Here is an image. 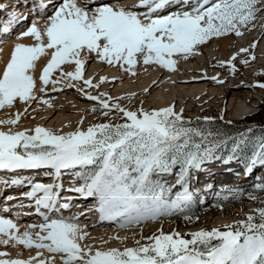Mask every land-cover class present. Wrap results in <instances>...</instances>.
Here are the masks:
<instances>
[{"label":"snow or ice","instance_id":"1","mask_svg":"<svg viewBox=\"0 0 264 264\" xmlns=\"http://www.w3.org/2000/svg\"><path fill=\"white\" fill-rule=\"evenodd\" d=\"M39 8L43 24L33 22L20 34L35 43H16L0 70V110L25 106L23 111L0 119V170H36L52 177L53 183L18 174L0 180L5 187L29 189L20 197H6L7 201L17 200L15 205L0 207V246L22 245L35 250V255L26 259L20 253L13 257L0 250V264H264V207L244 220L223 225L224 230L200 229L187 234L190 238L175 230L166 233L162 228L144 236L141 228L131 237L116 234L105 239L93 237L89 226L80 222L83 212L64 215L73 208L74 197H61V177L68 173L74 182L67 190L81 197H95V204L87 211L97 213L101 222L128 229L181 214L190 221L192 217L186 213L195 203V190L190 187L194 172L212 161L228 163L243 158L250 143L251 155L244 159L246 173L256 165L264 166V136L250 141L244 134L228 137L193 126L194 122L184 117V109L177 111L174 103L133 109L121 103L125 97L98 91L107 76L98 80L86 77V66L92 59L132 76L138 74V66L145 71L150 66L177 71L181 59L201 54L214 39L242 37L245 30L255 29L264 13V0H136L131 5L102 0H41ZM20 18L11 14L0 31L8 33L9 25ZM260 27L264 29V24ZM257 47L255 41L240 47L218 65L226 64L235 73L238 57L244 54L246 58L240 63L249 65L256 59L253 50ZM44 57L38 86L37 63ZM202 79L225 83L218 74H205ZM77 84L78 92L97 103L91 111H99L104 122L85 128L82 116L77 126L66 132L40 124L20 127L33 103L52 108L49 91H62L59 85L75 88ZM257 86L264 88V83ZM135 95L130 93L128 98ZM202 119L211 125L216 118ZM229 142L231 148L225 158L223 152ZM177 169L174 185L162 180L164 174ZM77 182L82 183L77 186ZM176 185L180 189L173 192ZM256 188L264 191V184ZM222 191L228 194L224 200L229 195L239 198V189L225 186ZM249 198L257 199L252 194ZM25 199L29 201L27 207L34 205L42 222L28 224L21 232L17 220L31 214L22 211ZM111 240L123 246H108Z\"/></svg>","mask_w":264,"mask_h":264},{"label":"bare ground","instance_id":"2","mask_svg":"<svg viewBox=\"0 0 264 264\" xmlns=\"http://www.w3.org/2000/svg\"><path fill=\"white\" fill-rule=\"evenodd\" d=\"M1 1L2 0H0V3ZM16 1H23L27 6L35 7L41 3V0ZM45 1L46 0H44V2ZM127 1L128 0H102V2H106L109 4L116 2L129 5L133 4ZM58 2L59 0H57V3ZM4 3H2V5L4 6V10L0 11V29L8 24L11 14L15 13L18 17H21V14L19 13L20 9H15L14 7H11L10 4L9 6L8 3ZM31 16V18H27L26 20L24 19L23 21H21L14 28H11L13 24L9 25L11 29L8 33L2 32L3 34L0 37V70H2L5 66L7 60L10 57V53L16 43H35V40L31 37L21 38L20 36V34L26 31L33 22H38L41 25L43 24V18H41L40 16V11L32 14ZM260 16L261 18L256 21L257 27L255 29L250 31L245 30L242 37L229 35L224 38L214 39L209 45L201 49V54L194 57H189L187 60L181 59L178 63L177 71L172 72L157 66H150L148 67V70L145 71L143 67L138 66V74L136 76H132L130 74L124 73L118 67H112L107 64L100 63L95 59H92L86 66V77L93 76L95 77V80H98L100 76H107L108 80L101 85L100 89L98 90L99 92H107L111 96L120 97L123 95H115V92L128 89V91L136 94L134 97L138 106L152 103L159 107H164V105L171 102V104L174 103L178 108L196 112L191 109L192 103L195 100L194 97L203 93L205 96L211 98L212 101H220L219 103L227 107L230 113L240 114L246 110L252 109V107L254 106L253 103L248 102L247 99L250 82L246 81V79H248L252 75L253 64L250 65L247 70H242V72L239 73L236 77H223L226 74H224V70L219 69V65L217 64V62L227 58V56L233 51V49L240 44H251L254 38H256L255 42H258V47L255 49L256 59L258 62H261L263 60L264 29H262L260 25L264 24V13H261ZM259 29L260 32H258ZM46 59V57L41 58L37 63L35 75L37 77L38 86L39 69L41 65L46 63ZM215 71H218L219 78L224 80L225 83L217 84L215 81L202 79L205 74L209 77L216 75ZM112 77H117V79L113 81ZM153 81H156V83L153 84ZM58 87H62L63 90L48 92V95L53 98L52 103L54 106L52 108H48L47 106L33 103L31 108L29 109L28 115L26 117H22L20 127L32 128L37 124H40L44 127L61 130L65 128H75L82 116L84 117V122L89 121L94 117L93 115L95 114L91 111V108L94 105L98 107V105L96 102L88 100L85 96L77 91V88L80 87L79 84H77L75 88H68L63 85H59ZM50 88L51 86L49 85V89ZM145 88H148L149 92H144L143 90ZM226 88L229 93L230 91H233L234 93H226ZM92 94H97V90H92ZM258 94L259 93L255 92L253 94V97H257ZM37 95L39 96L43 94L37 92ZM203 98L204 96L196 100L198 103H200ZM24 107L25 106L23 104H20L17 106V108L12 109L11 111L0 110V119L8 118L16 111H23ZM32 109H36V111L33 112ZM33 116L35 117L34 119L32 118ZM220 167L222 168H217V163L206 164L205 168L198 171L197 175H202L201 182H194L191 185V189H193L192 186H194L196 190L201 191V194H198L201 195L202 200L201 202H198V204H205L207 203V201L211 200L209 199L208 187L214 184V176H218L219 174H221L220 169L223 170V168H226V166L223 167L222 165ZM209 168L210 170H208ZM263 168L264 166H262L261 168V178H257V180H263ZM30 171L31 170H18L17 173H9L0 170V180L10 179L12 176L17 174L21 176H28L30 174ZM32 177L45 183V181L43 180L44 178H42V176H38V174H35ZM229 183L233 184L232 181H229ZM218 184H221V182H218ZM63 186L65 187L66 185ZM0 188H4V190L2 191L3 194L2 192H0V207H3L5 203L12 205V201L6 200L7 196L20 197L21 193L27 190V187L21 188L19 186L5 188L3 184H0ZM68 192V190L61 191V197H66L68 195ZM79 199V197L74 198V206L71 209L72 212L65 210L63 214L72 215L83 212L84 215L80 217V222L89 226L87 230L93 237H104L105 239H107L109 236L116 234H119L120 236L128 235L129 237L132 236L133 232H136L138 234V229L140 228V226H133L132 228L128 229H119L114 223L99 221V217L96 213L88 212L87 209L91 208L95 204V197L91 198L92 200H94L93 204L87 203L84 205H79L77 203ZM24 203H27L26 199L24 200ZM24 209H26L27 212L31 214L24 215L17 220L21 232L28 224L42 222V217L35 216V213L33 211H29V207L26 206ZM234 210L239 211V207L236 206ZM233 216H235V214L216 215L214 221L216 220V222H222L224 220L232 218ZM209 218L207 217L202 221H211ZM166 220L167 219L163 217L161 221L146 222L143 225H147L151 228L164 227L166 224ZM93 225H95V227H93ZM96 242L99 243V240L97 239ZM130 242L131 239L127 241V244H130ZM117 245H120L118 241L111 240L109 241L108 246L116 247ZM0 250L8 251L13 257H16L17 254L20 253L21 257L25 259L28 258L29 255H35V250L30 251L23 248L22 245L15 248L0 246Z\"/></svg>","mask_w":264,"mask_h":264},{"label":"rangeland","instance_id":"3","mask_svg":"<svg viewBox=\"0 0 264 264\" xmlns=\"http://www.w3.org/2000/svg\"><path fill=\"white\" fill-rule=\"evenodd\" d=\"M253 51L256 52L255 49ZM244 58L246 57L244 56V54H242V59ZM240 60L241 59H237V61L235 62L237 66V71L235 73H232L229 70V72L226 74L225 70L228 67V65H224L223 67L219 66V69L224 70V74H226L223 77H228V76L236 77L239 73L242 72V70L243 71L247 70L250 67V65L253 64V68L254 66L258 65L257 59H256V62L250 61L249 65L241 64ZM263 61H264V58H263ZM215 74L217 75L218 71H216ZM252 76L255 79H256V76H258V79H260V83H264V68L260 70V72H254L252 70V75L248 79H246V81L251 82L250 80ZM257 85L258 84L249 85L250 93L248 92V98H247L248 102L253 103L254 106L252 107V109L255 107H258V110L250 114L243 115L242 117H240L241 113L240 114L230 113L227 107L219 103L220 101H212L211 98L201 93L200 95L194 97L195 100L193 101L192 106H191V109L196 112H191V111H187L184 109L183 115L186 119H190L194 122L193 126L207 127V128H210L212 131H218L223 136H228V137H239L242 134H244L249 138L250 141H254L258 139L259 137L264 136V96L260 100L258 106L255 104V99L261 93H264V88H260ZM226 91H227V88H226ZM255 92L259 93L257 97L255 96L253 97V94ZM226 93H229V92L227 91ZM230 93H234V92L230 91ZM202 96H204V98L202 99L200 103H198L196 99ZM120 97H125V99L123 100L126 101L130 105H133V106L137 105V107L135 106V108L141 107V106H138V104H136L135 97H131L130 99L128 98V95H125V96L123 95ZM144 108L153 109L155 107L152 104ZM175 108H177L176 109L177 111L181 109L176 106ZM196 113H199L198 114L199 116H195L194 114ZM94 114L95 115H93L94 117L92 119H90L89 121H85L83 123V127L86 128L90 124L104 122L105 118L100 114L99 111L95 112ZM202 115L216 118L215 122L211 125H206L202 119L203 118ZM221 115H223V119H220ZM197 118H200V119L197 120ZM228 121H231V123H228ZM72 129L65 128L61 130L66 132ZM230 148H231V142H229L228 147L224 149L223 155L225 156V158L227 157V154L229 153ZM250 155H251V143L249 144V147L245 153V156L239 160L229 161L228 163H224L221 160H216V161H212L208 163V164L217 163L218 169L222 168L220 167L221 165L223 167L226 166V168H223V170L220 169L221 174H219L218 176L217 175L214 176V180H215L214 184L210 186L209 188V199L211 200L207 201V203L199 204V205L196 204L197 200H199L198 193H201V191L194 189L195 194H196L194 198L196 199L194 205L196 206L192 207V210L186 213V215H190L192 217L190 221L184 218L185 214L174 215L171 217H164L167 219L164 227L151 228V227H148L147 225H142L138 229V234L141 228L143 229L144 236L152 235L153 233H156L159 229L162 228L163 231L166 233H171L175 230V231L180 232L182 235H185V238H190V236H188L187 234L191 232H195L200 229L210 230L213 227H219L221 228V230H224L223 225L234 224V222L244 220L249 214L254 213L256 209L264 207V191H261L256 188L257 184H264V178L263 180H257V178H261L262 166L261 165L254 166L253 170L249 173H246L245 171L244 159H246ZM208 170H210V168ZM176 171H178V169L174 170L173 173L171 174H164L162 176V180L169 181L172 177L176 176ZM263 171H264V168H263ZM197 173L198 171L194 172L193 174L194 178L193 180L190 181V185H192L194 182H201L202 175H199L200 176L199 177ZM239 175H240L239 177L240 179L237 181V184H236L237 186L234 185L233 187H231V184L229 183V181H233L234 179H236V178L233 179V177H237ZM218 182H221V184H218ZM225 186H227L228 188L231 187L232 189H239L240 190L239 198L229 195V199L224 200L223 196L228 195L227 193L222 191V189ZM179 189H180V186L176 185V187L173 189V192ZM0 191H3V190H0ZM218 192L221 193L220 196H217ZM249 194L255 195L257 199L255 200L250 199ZM218 205H222V207ZM236 206L239 207V211L234 210ZM228 214L229 215L235 214V216L227 220H224L222 222H216V220L214 221L216 215H228ZM196 217H199V219L197 220ZM207 217L208 218L210 217L209 219L211 221H208V220L202 221L206 219ZM137 238H139V235H137ZM128 245L129 246L132 245V240L130 244ZM117 246H121V245H117Z\"/></svg>","mask_w":264,"mask_h":264}]
</instances>
